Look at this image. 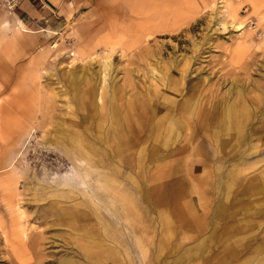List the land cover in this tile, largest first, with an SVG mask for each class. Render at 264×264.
<instances>
[{
	"label": "rangeland",
	"instance_id": "1",
	"mask_svg": "<svg viewBox=\"0 0 264 264\" xmlns=\"http://www.w3.org/2000/svg\"><path fill=\"white\" fill-rule=\"evenodd\" d=\"M260 244L264 0H0V264H264Z\"/></svg>",
	"mask_w": 264,
	"mask_h": 264
},
{
	"label": "bare ground",
	"instance_id": "2",
	"mask_svg": "<svg viewBox=\"0 0 264 264\" xmlns=\"http://www.w3.org/2000/svg\"><path fill=\"white\" fill-rule=\"evenodd\" d=\"M221 2H222V0H221ZM70 6H73V2H71V4H70ZM85 79V78H84ZM167 79V78H166ZM126 82V81H125ZM132 84V83H131ZM131 86V85H130ZM165 86V85H164ZM183 86V85H182ZM155 87V86H154ZM105 88V87H104ZM182 88V87H181ZM103 90V89H102ZM118 90V89H117ZM154 90V89H153ZM182 90V89H181ZM147 93V92H146ZM151 93V92H150ZM153 93H155V92H153ZM107 94V93H106ZM132 94V93H131ZM134 94V93H133ZM136 94V93H135ZM149 95V94H148ZM148 95H147V98H148ZM158 95H160V92H159V94ZM227 95V94H226ZM117 96V95H116ZM131 96V95H130ZM150 96V95H149ZM125 97V96H124ZM132 97V96H131ZM136 97V96H135ZM157 97V96H156ZM207 97V96H206ZM120 98V97H119ZM123 98V97H122ZM100 99L102 100V96H100ZM125 99V98H124ZM145 100H147V99H145ZM148 100H149V98H148ZM224 101H225V98L223 99ZM124 101V100H123ZM155 101V100H154ZM122 102V101H121ZM125 102V101H124ZM134 102V101H133ZM143 102V101H142ZM201 102V101H200ZM163 103V102H162ZM122 104V103H121ZM140 104V103H139ZM151 104H153L152 102H151ZM137 105V104H136ZM135 105V106H136ZM169 105V104H168ZM212 105H213V103H212ZM101 106V105H100ZM123 106V105H122ZM144 106V105H143ZM199 106V105H198ZM130 107V106H129ZM145 107V106H144ZM158 107H159V105H158ZM224 106H223V103H217L216 105H215V107H214V110H213V112H215V110L217 111V112H221V114H219L218 115V117H219V121L218 122H220L223 126V130H222V132H221V135H222V147H227L229 144H230V142H228L227 143V145L225 146L224 145V143L226 142V139H227V136H226V133L231 129V128H233L234 126H233V121H234V118L235 117H232V111H231V109L230 108H225V111H223L222 110V108H223ZM161 108V107H160ZM174 108V107H173ZM217 108V109H216ZM103 109V108H102ZM139 109V108H138ZM141 110H142V108H141ZM144 111H145V109H143ZM197 112V111H196ZM202 112V111H201ZM204 112V111H203ZM140 113H141V111H140ZM209 113H211L210 111H209ZM198 114V113H197ZM125 116V115H124ZM119 117V116H118ZM197 118H199V114H198V117ZM201 118V117H200ZM120 119V118H119ZM160 120H159V126H161L162 127V129H163V131L161 132V133H159L158 134V138L160 139V144H161V146H163V147H166V146H168V145H170L171 144V142L172 141H175L174 139H175V137H174V135H173V133H174V126L173 125H171V123L169 122V121H165V118H159ZM209 119V118H208ZM173 121V120H172ZM209 121V120H208ZM175 122V121H174ZM186 123V122H185ZM203 123V122H202ZM209 123V122H208ZM108 125V124H107ZM106 125V126H107ZM187 125V124H186ZM176 126V125H175ZM133 125H132V127H131V129L133 130V131H136V125H135V130L133 129ZM199 127V126H198ZM128 128H130V127H128ZM178 128V127H177ZM211 130V129H210ZM241 131L243 132L244 131V128L242 127L241 128ZM156 132V131H155ZM220 132V131H219ZM119 133H120V131H119ZM182 133V132H181ZM213 133V132H212ZM152 134V133H151ZM177 134V133H176ZM215 134H216V132H215ZM220 134V133H219ZM201 135V134H200ZM177 136V135H176ZM205 136V135H204ZM231 136H233V135H231ZM189 137V136H188ZM187 137V138H188ZM234 137H236V141H237V143H239L240 142V140L242 139V136H240V133H237L236 135H234ZM182 138V137H181ZM117 139H119L120 141H123L122 143H123V149L124 150H128L129 149V146H128V144L126 145V140H125V137L123 136V133H120V134H118L117 135ZM153 139H154V137H153ZM252 139V138H251ZM150 140V139H149ZM181 141V140H180ZM212 141V140H211ZM177 142V141H176ZM215 142V141H214ZM191 143V142H190ZM173 144V143H172ZM178 144V143H177ZM217 144V143H216ZM150 145H152V144H150ZM154 145V144H153ZM108 147V146H107ZM172 147V146H171ZM174 147V146H173ZM173 149V148H172ZM113 150V149H112ZM217 151V150H216ZM230 151H231V149H230ZM229 151V152H230ZM115 153V152H114ZM190 153H191V151H190ZM247 153V152H246ZM165 155V154H164ZM190 155V154H189ZM245 155V154H244ZM211 158V157H210ZM212 161V160H211ZM212 216V215H211ZM218 221V220H217ZM248 222V221H247ZM248 224L249 225H243V227L241 228L240 226H234L233 227V229L234 230H236V232H241V233H244L245 235H250L251 233H253L254 232V229L255 228H253V226H254V223L253 224H251V223H249L248 222ZM196 229H197V232L198 233H201V232H205V228H204V226H202L201 224H199L198 223V225H197V227H196ZM213 232V231H212ZM249 238L251 237V236H248ZM237 242H240V240H237ZM248 240L246 241H244V242H242L241 241V245H240V248L238 249V251H240V249L242 248V249H244L247 245H248ZM260 247V248H259ZM259 247H256V248H258L257 250H255L254 252V254L252 255V257L251 258H249V259H251V261H254L255 259H256V257L257 256H255V254L256 255H261V254H263L264 255V244H260L259 245ZM255 248V247H254ZM79 252V251H78ZM107 252V251H106ZM98 254V253H97ZM99 255V254H98ZM109 255V254H108ZM41 257V256H40ZM112 257V256H111ZM227 257H228V254H227ZM108 258H109V256H108ZM112 258H115V256L114 257H112ZM111 261H112V259L111 258H109ZM260 258L258 257L257 258V263H259L260 261H261V259L259 260ZM32 260V258H29V260L28 261H30L29 262V264H37L36 262L34 263V262H32L31 261ZM72 260V259H71ZM71 260L70 259H66V258H62L59 262H58V264H70V262H71ZM116 260H117V258H116ZM25 261H27V260H25ZM26 263V262H25ZM260 263H264V256H263V259H262V261L260 262ZM72 264V263H71ZM90 264V263H89ZM110 264V263H109ZM118 264H120V263H118ZM246 264H249V263H246Z\"/></svg>",
	"mask_w": 264,
	"mask_h": 264
},
{
	"label": "built area",
	"instance_id": "3",
	"mask_svg": "<svg viewBox=\"0 0 264 264\" xmlns=\"http://www.w3.org/2000/svg\"><path fill=\"white\" fill-rule=\"evenodd\" d=\"M22 0H5V4L9 9H14L17 7ZM69 4H71V1H69Z\"/></svg>",
	"mask_w": 264,
	"mask_h": 264
},
{
	"label": "crops",
	"instance_id": "4",
	"mask_svg": "<svg viewBox=\"0 0 264 264\" xmlns=\"http://www.w3.org/2000/svg\"><path fill=\"white\" fill-rule=\"evenodd\" d=\"M34 1H37V0H34ZM23 6H24L25 10H27V8H29V5L26 2L23 3Z\"/></svg>",
	"mask_w": 264,
	"mask_h": 264
}]
</instances>
